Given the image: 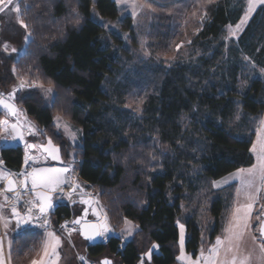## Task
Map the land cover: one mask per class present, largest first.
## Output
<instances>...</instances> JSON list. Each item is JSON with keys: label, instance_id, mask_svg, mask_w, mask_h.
Masks as SVG:
<instances>
[{"label": "trees", "instance_id": "1", "mask_svg": "<svg viewBox=\"0 0 264 264\" xmlns=\"http://www.w3.org/2000/svg\"><path fill=\"white\" fill-rule=\"evenodd\" d=\"M143 1L158 16L159 41L179 36L184 59L168 67L140 61L133 18H124L122 30H107L97 18H117L114 0H19L31 38L17 59L3 58L0 91H11L19 77L51 82L53 99L35 86L17 97L44 131L30 138L48 135L61 146L78 189L98 196L116 232L124 234L125 219L137 227L122 250V237L111 236L88 244L84 255L107 251L120 264H179V219L188 250L197 253L203 233L214 244L236 186L217 189L212 181L254 163L251 146L264 114V4L228 48L227 28L241 20L246 0ZM247 58L252 65L242 62ZM57 115L82 128L79 141L65 139ZM0 156L19 171L24 148L2 146ZM71 216L70 205L61 204L51 214L53 227ZM43 241L42 231L14 238L24 248Z\"/></svg>", "mask_w": 264, "mask_h": 264}, {"label": "rangeland", "instance_id": "2", "mask_svg": "<svg viewBox=\"0 0 264 264\" xmlns=\"http://www.w3.org/2000/svg\"><path fill=\"white\" fill-rule=\"evenodd\" d=\"M18 1V0H17ZM117 4L119 14L116 19H111L108 17H103L101 15H98L97 18L99 22L107 29V30H122V23L124 21V18L126 16H131L133 18V27L136 29V33H134L137 36V45L134 44L133 51L138 55V58L142 62H149L152 65H162L165 67L171 66L174 64L178 59L180 60L183 58L184 52L183 49H180L182 46V40L178 39L179 36L172 37L167 43H163L162 40L159 41V35L158 32V16L156 15V12H154L151 8L149 10L148 7H145L143 9L136 7L133 8L130 0L129 3H118L117 0H114ZM15 2V1H14ZM139 3H145L143 0H138ZM247 2V0H246ZM262 4H257L255 10ZM248 6V5H247ZM0 7L4 8L3 12H0V68L3 63V58L6 56H11L14 59H17L21 54L24 53L27 43L29 42L30 38L28 40H25V36L29 35V32L27 29L23 28L19 22H18V15L13 10V5H7L3 4L0 5ZM255 10L251 13L249 16L247 22L242 26V30L238 31L235 36H231L229 32V27L227 28V35H226V46L228 48H231V39H237L240 35V33L245 28L246 24L254 14ZM247 11V10H246ZM98 14V13H97ZM245 14V13H244ZM244 17V15H243ZM242 17V18H243ZM20 18V16H19ZM241 18V19H242ZM241 21V20H240ZM239 21V22H240ZM238 22V23H239ZM237 23V24H238ZM236 24V25H237ZM236 25H231L232 28H235ZM120 32V31H119ZM126 34H123L124 38L127 37ZM113 41V40H112ZM7 43L9 45L8 50L5 51L3 45ZM115 43V42H114ZM12 48H16V52H12ZM227 48V49H228ZM228 51V50H227ZM184 59V58H183ZM250 62L252 65V62L249 58L243 59L242 62L247 61ZM264 77V74H262ZM21 79L25 80L26 85L31 84L33 81H29L28 79H25L23 77H19V80ZM19 81V83H20ZM36 82V81H35ZM19 84L16 85V88L18 89ZM26 86L25 88H27ZM34 87V86H32ZM47 87V86H45ZM40 89V88H39ZM43 93L44 91L40 89ZM2 93H8L10 92H4ZM5 95V94H4ZM44 95L48 99H53L54 97V90L51 94H45ZM6 96V95H5ZM16 96V94H15ZM125 105L131 108H135L136 110L139 109V112L143 111V105L140 104L136 108V104L130 101H126ZM2 110L3 107L0 106ZM24 111V110H23ZM25 112V111H24ZM8 113V112H7ZM26 115V114H24ZM60 116V115H57ZM56 116V117H57ZM10 117V116H9ZM55 117V118H56ZM62 117V116H61ZM8 120H13L11 117L7 118ZM264 119V114L260 118ZM6 120V118H2L0 121ZM56 122V119H55ZM64 122H67L70 127L71 131L76 133L75 140L72 139V137L64 130L63 124ZM32 123V122H31ZM57 124V122H56ZM32 125L35 127V124L32 123ZM60 130L62 131V134L64 135L65 139L69 142H77L80 140L83 130L81 127L75 126L72 123H70L68 120L62 117V120L60 121L59 125H57ZM1 127V133H0V147L2 146H13L15 141L8 137V133L3 131V126ZM38 129V127H35ZM41 132V129H39ZM43 130V129H42ZM25 131L27 134L31 133L27 127H25ZM258 133L264 135V132H261V125L260 121L256 130V136L254 138L253 144L257 141V135ZM5 137H8L5 139ZM252 144V145H253ZM252 148V146H251ZM252 153V152H251ZM254 156V163H256V156L254 153H252ZM31 155V154H30ZM41 159V158H40ZM0 169H3L5 171H8L12 174L20 173L22 171H25V165H22L21 169L19 171H13L6 167L4 161L0 158ZM71 163V162H70ZM33 164H36L33 161L28 162L27 172H30L33 168ZM40 164V163H38ZM69 164V163H67ZM252 164V165H253ZM250 166L246 167H240L247 169ZM238 168V169H240ZM237 169L234 171H231L230 173H227L226 175L214 180V181H221L222 178L229 177L228 183H222L220 188L229 186L231 184H235L236 190H235V199L234 202L231 205L230 211L226 217L224 229L228 226L229 221L232 218V213L236 206L239 204H246L249 203L245 197L244 189L241 186L240 178H231L230 174L235 173ZM77 172L75 167L72 164V169L68 173V183H66L65 187L66 190L64 192H61L60 194H56L55 200L59 201L60 203H66L70 205L71 214L72 216L70 218L63 219L58 229H55L52 224V219L50 217V227L41 228L40 224L43 222V219L41 220V223L37 222L36 218V208H33V211L31 215L34 217L32 221H30L28 224H22L19 228H17L16 219L13 217L11 213V209L13 206H15L20 213L23 215L26 213L27 207H31L30 204H25V201H30L32 199H35L33 194H29V189H31L30 186V180H29V188L28 190H23L21 187H17L16 191L21 192L22 199L18 202L14 199L15 192H5V189L7 188V180L6 179H0V205H3L2 208V215L4 217L8 218V226L4 227V221L0 220V240L3 242V257L5 260V264H32L33 260H39L41 256L43 255V243L46 239V232L52 231L55 232L57 236L61 237L62 245L58 249L60 252V260L58 261V264H102V260L108 259L113 262L112 264H120V258L116 254H112L110 252H104L103 254L99 255L98 257L90 258L87 256V254L84 255V252L87 251V245L88 242L85 240L79 232V225H73L71 222L84 216L85 220L90 223H103L106 219L108 227L110 231L107 233V239H104L101 237L100 243H105L111 236L116 237H122V241L120 243V250L125 247L126 243L134 232L136 231L137 227L132 228L131 233L128 232V227L125 225L124 234L121 236L120 233L116 232L111 223L109 222V219L105 213L104 208L102 207L98 196L94 194L93 192H83V196L81 195V190L78 188L73 191V185L77 184ZM12 179H23V177H17L13 175L11 177ZM217 188V187H215ZM218 189V188H217ZM239 191V195H237V191ZM71 192L72 195L69 196L68 193ZM7 194L9 199L7 201H4L3 195ZM90 194V195H89ZM98 200L99 203H92V204H85L82 203L81 200ZM253 203V209L251 213V226L248 229V232L244 235L243 242L240 245V254L244 255L246 253H252V262L251 264H257V256L260 254V250L257 247V245L261 242L259 239L254 244L251 236L256 235L259 237V233L256 231L258 228L261 219H262V213L264 212V187H261L259 193L257 194V198L255 201H252ZM85 209L87 210V215L85 216ZM99 213V216L96 215V213ZM259 217V219H258ZM69 222L67 227L61 228V225H64L65 222ZM180 225L184 226V233H185V242H184V252L186 255L190 256L193 260L200 259V250L203 248L205 251V255L208 254V250L212 247L213 244L210 242V235H206L205 233L202 234L201 240H200V246L198 248V251L196 254L192 250L187 249V225L179 219L178 221V227H179V233H180ZM73 228H75V231H71ZM42 231L44 233V241L40 247H36L34 244H30L26 246V248L22 247L21 245H18L15 247L14 238L18 234H22L27 231ZM71 231V235L69 236L68 233ZM61 232V233H60ZM226 235L225 231L219 234L220 237H224ZM216 241V240H215ZM9 242H11V246L9 247ZM20 244V243H18ZM149 253H147L148 255ZM181 255L180 245H179V255L177 256V260L179 264H187V261L179 260L178 257ZM80 257H84V260H81ZM140 264H145L143 261H141ZM147 264V263H146ZM201 264H203V260H201Z\"/></svg>", "mask_w": 264, "mask_h": 264}, {"label": "snow or ice", "instance_id": "3", "mask_svg": "<svg viewBox=\"0 0 264 264\" xmlns=\"http://www.w3.org/2000/svg\"><path fill=\"white\" fill-rule=\"evenodd\" d=\"M118 3H129V0H117ZM133 8L139 7L141 9L148 7L151 10L150 5H145L144 3H139L138 0H130ZM210 3L211 0H208ZM7 4L13 5V10L18 15L19 24L27 29L28 25L22 18H19L22 8L20 2H14V0H0V5ZM257 4H264V0H247V11L244 14V17L241 21L232 28L229 26V32L231 36H235L238 31L242 30V26L247 22L251 13L255 10ZM4 8L0 7V12H3ZM195 14V13H193ZM206 15V13H205ZM79 23V20L76 21ZM30 38L29 35L25 36V40ZM4 50L7 51L9 45L5 43L3 45ZM12 52H16V48L11 49ZM15 71V69H13ZM264 71V70H262ZM26 86L28 87H38L44 91L45 94H51L53 92V86L51 82H49V86L45 87L42 82L37 83L33 81L31 84H27L25 80L21 79L19 83V89H24ZM17 88H13V90L8 93L7 97L4 96L3 93H0V106L7 110L11 116L16 118V123L9 125L8 120L0 121V125L3 126V131L8 133V137L13 140L24 139V131L23 129L27 127L30 132H37V129L32 125L30 121L27 120V117L24 115V111L16 106L14 102ZM142 103V101H141ZM139 110V109H138ZM57 125H59L62 120L61 116H57L56 118ZM261 132H264V119L260 120ZM64 130L75 140L76 133L71 131V127L67 122L63 124ZM8 137H5L7 139ZM26 148H38L40 151L46 154V157H50L52 160H60L59 148L54 145L52 140L49 138L47 144H26ZM251 152L256 156V163L251 167L244 169H237L235 173L230 174L231 178H240L241 186L244 189L245 197L249 203L239 204L235 207L232 218L229 221L228 226L224 229L226 235L222 238L218 236L216 238L215 243L208 250V254L205 255V251L202 248L200 250V259L193 260L190 256L186 255L184 252V242H185V233L184 226L180 225V233H179V245L181 250V255L178 257L179 260L187 261V264H201V260H203V264H251L252 262V253H246L244 255L240 254V245L243 242L244 235L248 232V229L251 226V213L253 209L252 201H255L257 198V194L259 193L261 187H264V135L258 133L257 141L252 145ZM37 158L33 156H29L27 153L25 154V164L27 165L29 161H35ZM73 157V162H74ZM2 163V161H0ZM72 169V163L62 168H33L30 172L22 171L20 173L12 174L8 171L0 169V179L7 180V188L5 192H15L14 199L16 201H20L22 199L21 192L16 191L17 187H21L23 190H28L29 188V180L31 189L34 191L35 199L30 201H25V204H30L31 207H27L26 213L21 214L20 211L13 206L11 209V213L13 217L16 219V226L19 228L22 224H28L30 221L34 219L31 215L33 208H36L41 216L44 217L43 222L40 224L41 228L50 227V221L46 218V214L53 207L52 197L49 195V192L55 191L57 187L66 183L65 174L70 172ZM15 175L17 177H23V179H12L11 177ZM229 177L222 178L221 181H212L214 187H221L222 183H228ZM79 184L73 185V191L76 188H80ZM41 189H47L48 191H42ZM239 191H237V195H239ZM83 189L81 188V195L83 196ZM69 196L72 195L71 192L68 193ZM90 195V194H89ZM4 201L9 199L7 194L3 195ZM82 203L92 204L99 203L98 200H81ZM3 205H0V220L4 221V227L8 226V218L2 215ZM264 214V213H262ZM87 215V210L85 209V216ZM99 216V213H96ZM259 219V217H258ZM69 222H65L64 225H61V228L67 227ZM73 225H79L82 231L83 236L88 240H95L96 237H103L107 239V233L110 231L106 219L103 223H90L85 220V217L82 216L71 222ZM125 224L128 227L129 234L132 231V228L135 227L132 225L131 221L125 219ZM73 228L71 231H75ZM71 231L68 235H71ZM256 231L259 233V237L256 235H252L251 239L255 244L259 239L261 242L257 245L260 250V254L257 256V264H264V221H262ZM62 245V240L60 236H57L55 232L48 231L46 232V239L43 243V255L39 260H33L32 264H58L60 260V252L58 249ZM11 246V242H9V247ZM153 248H158V245H154ZM149 258L151 256V251L148 254ZM81 260H84V257H80ZM0 264H5V260L3 257V242L0 240ZM102 264H112L111 260L105 259Z\"/></svg>", "mask_w": 264, "mask_h": 264}, {"label": "water", "instance_id": "4", "mask_svg": "<svg viewBox=\"0 0 264 264\" xmlns=\"http://www.w3.org/2000/svg\"><path fill=\"white\" fill-rule=\"evenodd\" d=\"M14 1H15V2H19V0H18V1H17V0H14ZM0 109H1V107H0ZM3 109H4V108H3ZM3 111L7 114L6 109H4ZM8 114H9V116H10L11 118H13V120H8V119H6V120H8L9 125H11V124H13V123H16V118L13 117V116H11L10 113H8ZM7 118H8V117H7ZM27 120L31 121L28 117H27ZM23 131H24V139H23V140H19V139L14 140L15 143L13 144V146H22V147L24 148V152H25L24 155L27 153V154H31L30 156H33V157H36V158H39L40 155H41V156L43 155L44 157H46V154L43 153L42 151H40L38 148L28 149V148H26L25 145H26V144H35V145L47 144V141H48L49 138L52 140V142H53L54 145L58 146V148H59V150H60V151H59V154H60V157H61L60 160H52L50 157H47L46 159H47V161H48L49 163H47V164H38V163H37V164H34L33 168H52V167L62 168V167H65V166L68 165V164H66V162L64 161L61 146H60L59 144H56V143L54 142V140H53L50 136H48V135H44V137L41 138L40 141H38V142H34V141L30 140V136H34V133L31 132L30 134H27L26 131H25V128L23 129ZM39 135H41V134H39ZM23 165H24V164H23ZM33 168H32V169H33ZM25 171H28L27 167H25ZM66 175H67V173L65 174V177H66ZM41 190H42V191H48L47 189H41ZM28 192H29V194H33V195H34V191H33L32 189H29ZM58 193H59V190H55V191L49 192V195L52 197V204H53V207H52V208L48 211V213L46 214V218H47L48 220H50L51 214L55 213L56 210H57V208L61 205V203H60L59 201L55 200V196H56V194H58ZM34 197H35V196H34ZM263 213H264V212H263ZM36 218H37L38 220H42V219H44V217L41 216V214L38 212L37 209H36ZM262 221H264V214H262L261 222H262ZM261 222H260V223H261ZM79 232H80V235H81L85 240H87V242H88L89 245H95V244H97V243H100V239H99V237H96L95 240H88V239H86V238L83 236L80 227H79ZM123 248H124V247H123ZM110 260H111V259H110ZM103 261H104V260H102V262H103ZM112 263H113V262H112Z\"/></svg>", "mask_w": 264, "mask_h": 264}, {"label": "crops", "instance_id": "5", "mask_svg": "<svg viewBox=\"0 0 264 264\" xmlns=\"http://www.w3.org/2000/svg\"><path fill=\"white\" fill-rule=\"evenodd\" d=\"M16 88V87H15ZM13 90V89H12ZM11 90V91H12ZM21 90L22 89H17V91H16V96H15V99L12 101V102H14L15 104H16V106L18 107V108H20V109H22L18 104H17V97L19 96V94L21 93ZM10 91V92H11ZM9 92V93H10ZM0 93H2L1 91H0ZM3 94H5L6 95V97H7V93H3ZM23 110V109H22ZM7 111V110H6ZM24 114H25V112H24ZM6 116L8 117V118H10L9 117V114L7 113L6 114ZM26 116V115H25ZM27 117V116H26ZM13 119V118H12ZM3 121V120H2ZM29 121V120H28ZM30 122H32V121H30ZM33 124H35L34 122H32ZM35 127H38L36 124H35ZM39 129H41L40 127H38V129H37V132H35L34 133V136H40L39 134H44V132L42 131V129H41V132H39L40 130ZM27 133V132H26ZM33 133V132H32ZM30 134V133H29ZM43 138V137H42ZM30 140H32L31 138H30ZM32 141H34V142H38V141H40V139H38V140H32ZM29 156H30V154H28ZM0 158H1V156H0ZM41 158V159H40ZM2 159V158H1ZM33 162H35L36 164L37 163H40V164H47V163H49L48 161H47V159L42 155H40V157L39 158H37L35 161H33ZM25 163V155H24V157H23V164ZM67 164V163H66ZM34 165V164H33ZM69 165V164H68ZM26 166H28V164L26 165L25 164V167ZM69 173V172H68ZM68 173H67V175H66V177H65V179H66V183H68ZM66 183H64L63 185H61V186H59V187H57L56 188V190H59V193L58 194H60L61 192H64L65 190H66V187H65V185H66ZM40 221L41 220H37V222H39L40 223Z\"/></svg>", "mask_w": 264, "mask_h": 264}, {"label": "flooded vegetation", "instance_id": "6", "mask_svg": "<svg viewBox=\"0 0 264 264\" xmlns=\"http://www.w3.org/2000/svg\"><path fill=\"white\" fill-rule=\"evenodd\" d=\"M2 110V109H1ZM61 204H66V203H61Z\"/></svg>", "mask_w": 264, "mask_h": 264}, {"label": "bare ground", "instance_id": "7", "mask_svg": "<svg viewBox=\"0 0 264 264\" xmlns=\"http://www.w3.org/2000/svg\"><path fill=\"white\" fill-rule=\"evenodd\" d=\"M5 96V95H4ZM6 97V96H5ZM40 223H41V221H40Z\"/></svg>", "mask_w": 264, "mask_h": 264}]
</instances>
